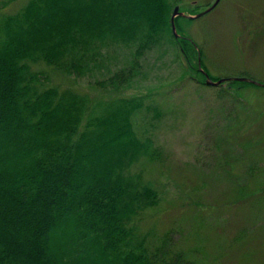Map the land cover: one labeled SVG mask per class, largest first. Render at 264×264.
I'll return each mask as SVG.
<instances>
[{"label":"trees","instance_id":"16d2710c","mask_svg":"<svg viewBox=\"0 0 264 264\" xmlns=\"http://www.w3.org/2000/svg\"><path fill=\"white\" fill-rule=\"evenodd\" d=\"M175 2L29 0L0 16V264H193L167 234L150 241L136 223L160 199L131 172L140 157L161 156L135 127L143 98L94 104L45 86L33 68L92 77L105 92L132 88ZM176 39L191 67L194 45ZM117 47L132 52L112 71L106 62Z\"/></svg>","mask_w":264,"mask_h":264},{"label":"rangeland","instance_id":"374dc122","mask_svg":"<svg viewBox=\"0 0 264 264\" xmlns=\"http://www.w3.org/2000/svg\"><path fill=\"white\" fill-rule=\"evenodd\" d=\"M28 1L0 0V16ZM215 1L175 2L185 14L175 18L179 38L196 53L191 67L171 23L147 54L144 76L121 92H105L92 77L46 64L33 68L45 86L86 93L94 104L138 97L153 108L144 106L134 123L161 156H142L131 168L160 194L156 206L136 219L147 239L167 234L172 249L193 264H264V86L233 80L264 83V0H221L199 18L187 16ZM130 52L111 48L108 69L123 67ZM205 72L225 80L208 84Z\"/></svg>","mask_w":264,"mask_h":264},{"label":"water","instance_id":"95a60500","mask_svg":"<svg viewBox=\"0 0 264 264\" xmlns=\"http://www.w3.org/2000/svg\"><path fill=\"white\" fill-rule=\"evenodd\" d=\"M220 2V0H216L210 7H208L206 10L200 12V13H197L195 15H187L189 18H192V19H195V18H199L200 16L204 15L205 13L211 11L213 8H215L218 3ZM179 15H185L183 12L180 11V8L179 6H176L175 9H174V13H173V16H172V20H171V23H172V27H173V32L174 34L176 35V37H180L179 34L177 33V27H176V22H175V18ZM201 70V68H200ZM206 74V77H207V83L208 84H212V85H219L220 83H222L225 79H220L218 81H213L211 79V77L205 72ZM235 80H239V81H245V82H251V83H254V84H257V85H262L264 86V83H261V82H258L254 79H250L248 77H236L234 78Z\"/></svg>","mask_w":264,"mask_h":264}]
</instances>
